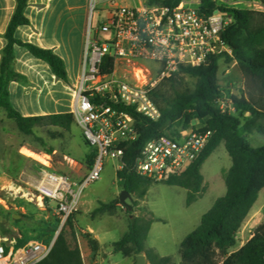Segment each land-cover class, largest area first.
Returning <instances> with one entry per match:
<instances>
[{"label":"trees","instance_id":"1","mask_svg":"<svg viewBox=\"0 0 264 264\" xmlns=\"http://www.w3.org/2000/svg\"><path fill=\"white\" fill-rule=\"evenodd\" d=\"M165 6L174 7L181 0H155ZM15 6L3 37L5 46L0 51V111L12 120L20 133L32 136L34 128H58L69 132L74 123L72 113H60L47 116L23 117L9 103L8 84L23 82L25 77L14 70V47L20 46L31 56L47 64L57 80L67 84L68 78L63 60L51 49L41 48L31 43L15 39L18 26L29 21L24 15L27 0H14ZM264 6V0H258ZM198 9L211 14L215 9L231 15L232 21L226 27L222 39L231 49L232 57L225 61L234 62L244 80L248 97L243 93L231 96V104L236 112L247 113L250 117L244 123L235 115L221 112L215 104L220 97L217 83V60L211 57L199 67H181L179 72L162 80L150 93L158 107L160 117L150 121L133 114L138 139L125 150L124 166L116 171V177L123 190L136 198H144L152 181L139 176L131 168L143 144L176 129H194L211 133L206 146L194 162L182 173L170 176L162 182L168 186H177L187 191L186 205L196 201L202 190L203 175L201 167L214 150L223 143L231 165L223 173L225 193L217 198L211 207L201 216L199 224L179 243V262L169 256H159L153 248L146 246L149 229L153 219H144L131 215L127 229L119 240L113 242L112 250L125 258L144 255L146 264H264V222L259 225L252 237L241 247L237 246V233L257 201L264 188V145L251 147L246 135H264V104L256 96H264V12L246 9H226L216 7L213 0H199ZM101 70L111 73L112 59L102 61ZM187 78L194 79L190 87ZM51 134L52 138L61 137ZM45 152L43 139L35 137ZM83 139V137H82ZM84 140V139H83ZM85 145L90 147L84 140ZM95 149L86 156L88 167L95 158ZM112 203H100L92 213H104L112 210ZM71 216L65 224H70ZM64 224V225H65ZM53 233L50 231L49 234ZM25 240L16 239V246ZM26 243V242H25ZM93 253L97 242L91 241ZM37 264H84L81 252L76 244H70L62 228L56 236L49 254Z\"/></svg>","mask_w":264,"mask_h":264},{"label":"built area","instance_id":"2","mask_svg":"<svg viewBox=\"0 0 264 264\" xmlns=\"http://www.w3.org/2000/svg\"><path fill=\"white\" fill-rule=\"evenodd\" d=\"M118 1L123 0H103L109 9L102 24L92 35L87 34L78 81L72 90L74 123L95 149V158L79 183L44 165L35 186L38 204L53 205L61 225L78 210L82 190L99 179L105 159L118 163L116 171L123 168L126 148L138 139L133 114L150 121L159 119L150 93L162 80L181 67H199L211 57H232L222 39L232 21L227 12H202L199 0H181L174 7L155 0L121 5ZM100 34L108 38L100 40ZM106 58L113 61L111 73L101 70ZM228 94L220 93L215 104L221 112L233 115V93ZM210 135L196 126L152 138L143 144L131 169L152 182L165 181L194 162ZM54 240L16 246L15 240L0 236V264H37L49 254Z\"/></svg>","mask_w":264,"mask_h":264},{"label":"rangeland","instance_id":"3","mask_svg":"<svg viewBox=\"0 0 264 264\" xmlns=\"http://www.w3.org/2000/svg\"><path fill=\"white\" fill-rule=\"evenodd\" d=\"M76 1L84 2V0ZM184 1L190 2L191 0ZM87 3L88 18L82 46L83 51L87 34L91 33L92 35L95 29L102 24L106 17V11L109 9L108 4L103 0H87ZM125 3L132 4L133 0L118 1L119 5ZM215 3L226 9L264 12V7L260 5L258 0H229L227 2L215 0ZM78 23L80 21H77ZM107 38L108 35L106 34L99 36L100 40ZM76 40V50L72 58L75 57L78 49V37ZM145 64L151 65L146 62ZM217 64V83L221 94L223 93L228 97V93H233V95L243 93L245 97H248L244 80L236 64L226 62L225 57L218 58ZM194 81V79L187 78L190 87L193 86ZM65 85H70L69 79ZM241 87L243 89H240ZM256 99H260L261 103L264 104V96H256ZM232 113L240 119L241 123L250 117L247 113L236 111ZM10 121L11 136L14 141L26 145L37 154L44 153L45 148L36 141L35 137L43 139L46 144L45 147L54 150L52 154H48L50 157L49 168L58 174L67 176L76 183L81 181L89 168L85 159L91 151V147L85 145L80 129L76 124L71 126L69 132L53 127H37L34 128L32 136H25L18 131L13 121ZM49 132L54 135L60 134L61 137L53 139ZM245 139L253 148L264 145V135L254 133L246 135ZM10 152L9 150L8 153L10 154ZM43 163L46 162L43 161ZM13 164L14 161L10 158L0 160V174L12 171ZM117 165L115 160H104L99 179L82 190L78 210L71 216L69 225H61L60 219L53 211V205L48 208L38 204L34 190L42 175L35 185H27L22 180L6 181L0 179V236L15 241L16 239H23L25 242L48 241L55 238V235L62 228H65L67 241L78 246L86 264L96 260L100 264L107 260L109 262L107 264H139L137 261L139 255L125 258L112 250L113 242L119 240L124 234L128 220L133 215L154 220L148 232L146 246L153 248L159 256H169L178 263L180 259L177 252L180 241L199 224L201 216L211 207L213 202L225 193L223 173L230 167L231 161L224 144H219L203 163L201 167L202 190L197 200L189 206L186 205L187 191L185 189L162 184L163 181L152 182L144 198L139 199L131 196V199L125 198V204L120 203L118 198L123 188L116 177ZM100 203H112L113 209L104 213L93 214L92 211ZM127 206L130 207V210ZM246 221H249L247 229L250 232L247 233L245 230L244 237L238 234L236 249L242 246H240L241 242H244L250 234L255 232L257 225L264 222V188L260 191ZM89 227L94 232L88 231ZM50 231L53 233L49 234ZM95 234H99L104 240L100 246L97 244V250L93 253L90 242L93 241L91 235Z\"/></svg>","mask_w":264,"mask_h":264},{"label":"crops","instance_id":"4","mask_svg":"<svg viewBox=\"0 0 264 264\" xmlns=\"http://www.w3.org/2000/svg\"><path fill=\"white\" fill-rule=\"evenodd\" d=\"M14 6V0H0V51L6 43L3 34ZM24 15L29 24L18 26L15 29V39L41 48L51 49L57 54L64 62L70 85H65L57 80L46 63L34 58L22 47L15 46L13 67L16 72L25 77V80L8 84L9 103L23 117L71 113L74 107L72 90L79 77L83 55L82 46L87 27V0L82 3L76 0H27ZM77 21L80 23L77 24ZM77 37L78 49L75 57L72 58L76 50ZM10 122L0 111V160L10 158L14 161L12 171L0 174V179L6 181L22 180L27 185H35L45 169L44 165L49 168V153L36 152L37 155L45 157L46 163L23 153L22 149L33 151L26 145L12 139ZM9 150L11 151L10 154L8 153ZM248 226L249 221L245 220L237 236L239 234L244 237L245 230L247 233L250 232L247 229ZM88 231L94 232L90 227ZM253 234L241 242L240 246L247 242ZM91 236L99 246L102 244L104 240L102 236L99 234ZM237 236L236 238H238ZM83 262L86 264L84 259ZM90 263L100 264L97 260L88 264ZM107 263H109L108 260L101 264Z\"/></svg>","mask_w":264,"mask_h":264},{"label":"water","instance_id":"5","mask_svg":"<svg viewBox=\"0 0 264 264\" xmlns=\"http://www.w3.org/2000/svg\"><path fill=\"white\" fill-rule=\"evenodd\" d=\"M125 198L131 199V195L127 191L122 190L120 195H119L118 200H119L120 203L125 204ZM127 208H128V210H130L129 206H127ZM57 235H58V233L55 235V238H56ZM137 261H138L139 264H146L144 255H139L137 257Z\"/></svg>","mask_w":264,"mask_h":264},{"label":"bare ground","instance_id":"6","mask_svg":"<svg viewBox=\"0 0 264 264\" xmlns=\"http://www.w3.org/2000/svg\"><path fill=\"white\" fill-rule=\"evenodd\" d=\"M22 152L25 153L26 155H29L30 157H33V158H35V159H37V160H40V161H42V162H43V161L45 162V160H43V158H45V157H42V156H40V155H37V154L31 152L30 150L23 149Z\"/></svg>","mask_w":264,"mask_h":264}]
</instances>
